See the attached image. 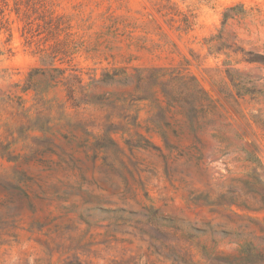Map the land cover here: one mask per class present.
I'll use <instances>...</instances> for the list:
<instances>
[{
    "label": "rangeland",
    "instance_id": "obj_1",
    "mask_svg": "<svg viewBox=\"0 0 264 264\" xmlns=\"http://www.w3.org/2000/svg\"><path fill=\"white\" fill-rule=\"evenodd\" d=\"M30 1L40 0H0V175L17 166L30 177L28 198L12 195L0 179V217L9 219L0 264H210L208 258L233 260L245 243L264 250V0H48L73 34L68 46L61 36L58 65L78 68L85 82L120 67L178 68L216 106L169 107L161 93L130 96L136 83L98 84L96 93L124 95L127 114L137 117L127 120L130 144L120 132L117 152L96 147L95 139L82 144L83 122L97 131L109 114L125 122L121 110L57 109L52 145L13 162L1 155L7 145L15 155L30 149L15 141L18 132L10 134L25 119L9 89L41 66L39 47L54 43L32 10L28 32ZM169 5L191 15L192 29L177 30L181 16ZM215 35L210 48L206 39ZM229 72L258 93L238 96ZM18 94L33 103L32 92ZM48 99L65 101L66 92Z\"/></svg>",
    "mask_w": 264,
    "mask_h": 264
},
{
    "label": "trees",
    "instance_id": "obj_2",
    "mask_svg": "<svg viewBox=\"0 0 264 264\" xmlns=\"http://www.w3.org/2000/svg\"><path fill=\"white\" fill-rule=\"evenodd\" d=\"M16 5L19 13L22 4L17 2ZM52 5L53 4L48 0L30 1L25 5L27 10L24 13L28 18V32L32 33L30 13L32 10L45 22V27L49 35L46 41L52 39L54 43L50 46L45 45L44 47H39L41 66L32 68L23 83L17 82L9 89L10 94L8 98H10L11 101H15L17 98L19 99L17 100V108L21 111V118L25 119L18 130L10 129L9 131H11L10 134L13 137L15 132L19 133L16 138L14 137L15 141L23 140L25 148L30 149V153L15 155L13 152L9 151L11 144L7 145L6 152H3L1 155L7 157L8 161L18 162L21 157L28 159L39 151L41 145H52L49 138L53 131L51 122L54 117H52V113L58 110L61 111L62 115H65L68 109H75L78 111L88 106L107 110H121L124 112L125 116L123 117V114H120V117L126 119L125 122L121 120L119 124H116L112 120V114H109L107 116V123L103 127H99L97 131L90 130L89 126L83 122L85 126V138L82 144L87 145L90 139H95L97 144V146L95 145L96 147L112 149L117 152L121 147L120 143L114 137V133L119 132L122 133V137L125 141L130 144L133 134L127 120L130 118L135 120L137 117L132 114H127V112H129L127 107L128 103L124 95L111 91L96 93L95 87L98 84L129 86L136 83V88L134 91L130 92V96L138 100H147L153 97L154 94L161 93L168 101L169 107L181 106L185 109V105H188L191 106V109L199 110L200 108L202 112H207L210 107L216 106V103L208 96L207 92L193 75L174 67H134V72H130L128 67L114 68L105 70L100 78L96 75L90 76V82H85L82 73H79L81 70L78 68H68L57 64V61L63 62L62 58H59V56L65 53L63 50L64 40L61 39V36L66 35L67 40L65 44L68 46L70 42H72L73 34L69 31V29L71 30L69 22H62L65 15H55V11L49 8V6ZM167 8L174 11V15L181 16L179 20L181 24L177 26V30L189 31L192 29L194 22L189 13H185L172 5H169ZM236 8L237 6H233L226 9L224 12L223 25H226L229 18L232 17L231 13ZM172 20L175 21L174 18ZM216 39V35L206 39L210 48H212V42ZM77 45H79V43H77ZM245 59L248 62L260 61L252 57ZM261 59L264 58L262 57ZM229 77L235 89L238 90V96L241 97L245 94L258 93L255 86H247L246 83L236 82V80L232 78L230 72ZM59 88H62V90L66 92L67 99L65 101L48 99V95ZM240 88L243 89V92H241ZM18 92L23 94H30L32 92L33 103L27 106L26 103L28 100L23 99L22 95H19ZM35 131L42 132L44 134L43 137H31L30 133ZM125 134L130 135V138H126ZM28 140H31L33 143L29 144ZM33 144L36 145L37 148H34ZM12 170L11 175L3 177L0 175V179L4 182L6 190L12 195L28 198L29 194L25 185L26 181L30 180V177L27 175L26 171L18 169L17 166L13 167ZM262 185L264 186V182L261 181V186ZM11 201L13 200L10 196L6 202L9 203ZM8 221L9 219L0 217V239L4 231L2 226L8 225ZM12 221L14 222V220ZM188 258V261H192L190 256ZM208 260L210 264H264V250L253 246L251 243H245L241 246V249H239V255L233 260L219 257L208 258Z\"/></svg>",
    "mask_w": 264,
    "mask_h": 264
}]
</instances>
